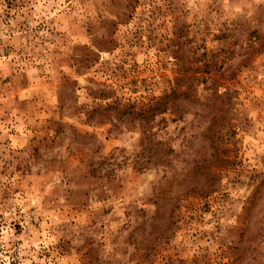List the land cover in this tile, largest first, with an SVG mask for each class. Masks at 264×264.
I'll return each mask as SVG.
<instances>
[{"label":"rangeland","instance_id":"1","mask_svg":"<svg viewBox=\"0 0 264 264\" xmlns=\"http://www.w3.org/2000/svg\"><path fill=\"white\" fill-rule=\"evenodd\" d=\"M0 264H264V0H0Z\"/></svg>","mask_w":264,"mask_h":264}]
</instances>
